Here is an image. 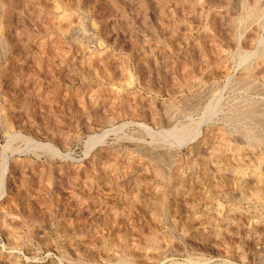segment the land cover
I'll return each mask as SVG.
<instances>
[{"label": "rangeland", "instance_id": "rangeland-1", "mask_svg": "<svg viewBox=\"0 0 264 264\" xmlns=\"http://www.w3.org/2000/svg\"><path fill=\"white\" fill-rule=\"evenodd\" d=\"M0 264H264V0H0Z\"/></svg>", "mask_w": 264, "mask_h": 264}, {"label": "bare ground", "instance_id": "bare-ground-1", "mask_svg": "<svg viewBox=\"0 0 264 264\" xmlns=\"http://www.w3.org/2000/svg\"><path fill=\"white\" fill-rule=\"evenodd\" d=\"M136 58H137V57H136ZM128 70H129V69H128ZM115 72H116V71H115ZM113 74H114V73H113ZM117 74H118V73H117ZM101 76H102V75H101ZM106 77H107V76H106ZM109 79H110V78H109ZM151 237H152V236H151ZM155 237H156V236H155ZM152 239L154 240V239H156V238L153 237Z\"/></svg>", "mask_w": 264, "mask_h": 264}]
</instances>
